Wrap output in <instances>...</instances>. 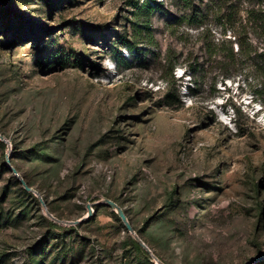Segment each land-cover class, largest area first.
Wrapping results in <instances>:
<instances>
[{
	"label": "rangeland",
	"instance_id": "rangeland-1",
	"mask_svg": "<svg viewBox=\"0 0 264 264\" xmlns=\"http://www.w3.org/2000/svg\"><path fill=\"white\" fill-rule=\"evenodd\" d=\"M157 1L0 0V264H264V0Z\"/></svg>",
	"mask_w": 264,
	"mask_h": 264
},
{
	"label": "trees",
	"instance_id": "trees-1",
	"mask_svg": "<svg viewBox=\"0 0 264 264\" xmlns=\"http://www.w3.org/2000/svg\"><path fill=\"white\" fill-rule=\"evenodd\" d=\"M182 2H185L186 4L188 3L189 6L192 5V0H181ZM139 9H145L147 12V15L150 14L155 8L161 6L160 1L155 0L154 5H149L146 6V4H138L137 5ZM199 15V16H198ZM195 18H200V14H197ZM199 20V19H198ZM144 29L149 30L146 32V34H151V26L149 24L143 23L142 25ZM239 38L238 41V48L237 50L234 49V47L229 49V52L224 55V59H215V62L219 63L221 66H226L227 64L229 65V62H233L235 67L243 68L247 66L246 68H249L254 74H256V77L260 80L261 78V83H259L260 88L257 89V93L259 96H262L264 93V73H261L260 70L262 68L261 65L264 66V64H260L259 60H264V49L262 51H259L253 44H245L241 40V35L240 33H237L236 31V39ZM210 54H214L216 52V48H211L210 49ZM255 53V55H254ZM247 64V65H244ZM190 72L191 70L195 71L197 70V66H190ZM188 69V68H187ZM136 245L141 248L140 244L135 241Z\"/></svg>",
	"mask_w": 264,
	"mask_h": 264
},
{
	"label": "water",
	"instance_id": "water-1",
	"mask_svg": "<svg viewBox=\"0 0 264 264\" xmlns=\"http://www.w3.org/2000/svg\"><path fill=\"white\" fill-rule=\"evenodd\" d=\"M1 136V134H0ZM15 172H17V170L14 169ZM23 181V184L25 185L26 189L28 190H32V188L30 186L27 185L26 181L25 180H22ZM105 202L108 203L111 207H113L117 213L121 216V218L123 219V221L125 222L127 228L132 232V233H136L134 228L132 227L131 223L129 222L128 218H127V215L125 214L123 208L115 201H113L112 199H105ZM89 214L86 216H90L91 215V212H92V206L90 205L89 206ZM84 217V218H86ZM84 218L80 219V220H77V221H71V223H78L80 221H82ZM136 240L145 248H148L147 244L145 243V241L139 236L136 234L135 236ZM158 264H165L163 263L162 261L158 260Z\"/></svg>",
	"mask_w": 264,
	"mask_h": 264
}]
</instances>
